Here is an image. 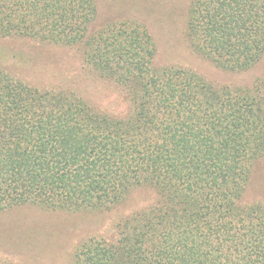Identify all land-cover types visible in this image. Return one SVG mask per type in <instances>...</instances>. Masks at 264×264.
Masks as SVG:
<instances>
[{
	"label": "trees",
	"instance_id": "obj_1",
	"mask_svg": "<svg viewBox=\"0 0 264 264\" xmlns=\"http://www.w3.org/2000/svg\"><path fill=\"white\" fill-rule=\"evenodd\" d=\"M159 1L144 7L162 12ZM186 16L188 46L220 69L263 58L264 0H188ZM97 17L98 0H0V38L79 46L126 103L109 112L0 66V211L110 214L71 264H264V186L250 194L264 160V79L218 84L157 65L147 22L94 28Z\"/></svg>",
	"mask_w": 264,
	"mask_h": 264
},
{
	"label": "rangeland",
	"instance_id": "obj_2",
	"mask_svg": "<svg viewBox=\"0 0 264 264\" xmlns=\"http://www.w3.org/2000/svg\"><path fill=\"white\" fill-rule=\"evenodd\" d=\"M143 1L146 6V1L150 3L152 0ZM158 3L162 12L153 14L147 7L137 6L133 0H98V17L93 27L98 28L109 20L138 18L148 23L157 43V65L192 68L218 84H252L257 78L264 79V56L250 70L231 73L190 49L184 36L188 0H160ZM170 11L168 16L165 12ZM0 66L13 76L41 88L74 90L94 106L109 112L122 114L126 110L119 89L88 69L79 46L23 37L0 38ZM252 182L257 186L250 194L254 198L263 197L264 160L258 161ZM137 202L132 201L131 208ZM118 212L114 211L113 215ZM109 216L103 213L51 211L29 205L0 211V262L71 264L72 252L77 244L90 235H102L109 231L104 225ZM39 245L44 247L40 249Z\"/></svg>",
	"mask_w": 264,
	"mask_h": 264
}]
</instances>
